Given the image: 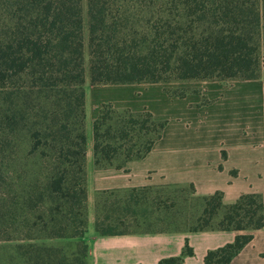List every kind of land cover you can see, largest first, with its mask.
Masks as SVG:
<instances>
[{"label":"trees","instance_id":"16d2710c","mask_svg":"<svg viewBox=\"0 0 264 264\" xmlns=\"http://www.w3.org/2000/svg\"><path fill=\"white\" fill-rule=\"evenodd\" d=\"M87 78L96 86L264 79V0H0V242L17 243L7 264H87L86 242L74 251L46 244L87 233ZM166 126L148 110L104 104L93 123L95 168L144 159ZM163 186L100 192L97 234H138L130 230L148 209L168 213L162 191L172 185ZM186 186H174L183 217L168 214L170 232L264 228L262 195L227 205L222 192L201 197ZM193 201L202 212L185 215ZM252 239L238 235L205 264H231ZM193 255L187 244L160 264Z\"/></svg>","mask_w":264,"mask_h":264},{"label":"crops","instance_id":"0c3cea01","mask_svg":"<svg viewBox=\"0 0 264 264\" xmlns=\"http://www.w3.org/2000/svg\"><path fill=\"white\" fill-rule=\"evenodd\" d=\"M225 83L199 82L200 92H187L185 97H170L162 92L153 115L167 121L163 137L147 157L130 162L125 170H97L92 138V154L87 155V264H160L164 259L180 257L187 244L194 255L186 257L183 264H205L210 251L234 243L242 234L252 235L253 239L231 264H264V228L252 232L121 236H100L95 229V194L105 190L192 184L201 197L222 192L227 205L235 203L243 194L264 196V186L258 183L260 169L264 168L262 101L243 88L232 89ZM239 93H247L253 99L256 109L251 119L243 111ZM87 100L88 91L86 116H91ZM108 102L112 104L111 97ZM124 109L133 111L131 105Z\"/></svg>","mask_w":264,"mask_h":264},{"label":"rangeland","instance_id":"374dc122","mask_svg":"<svg viewBox=\"0 0 264 264\" xmlns=\"http://www.w3.org/2000/svg\"><path fill=\"white\" fill-rule=\"evenodd\" d=\"M86 12V5H85ZM85 22L87 26V15L85 13ZM86 40H88V31L86 28ZM87 42V41H86ZM88 51H87V62H88ZM199 82H189V83H170V84H139L133 86H118V85H93L90 82V79L87 78V82L85 84L86 92L88 91V108L89 115L95 117L92 119L91 116H86L85 122V131L87 134V155L91 156L92 154V138H93V123L98 117V112H100L102 105L104 103H108V99L111 97V103L115 106V108L119 110H124L125 107L131 105L133 111H144L148 110L152 114L155 115L156 112V103L160 94L163 92L170 97L178 96L183 93L191 92L198 93L200 92L199 87H197ZM228 87L232 89L235 88H243V91H246L250 94H255L260 97V100L263 104V112H264V79H260L257 81H230L225 83ZM247 93H239V99L243 105V111L246 115L251 119L253 112L255 111V104L253 99H251L249 94ZM2 108V107H1ZM1 116V110H0ZM245 135H248V130L245 128ZM92 159V157H91ZM260 179L258 181L259 186H264V168L260 169ZM166 186V185H165ZM166 188L162 192V208H168V213L166 212H158L156 208H150L146 211L145 221L143 220L141 227L134 229L132 228L130 231L138 234L145 233H164L170 232L173 228L168 227L167 216L168 214L174 217L177 214V211L182 209V205H177V199L181 195L179 188L174 187ZM181 186V185H179ZM164 187V186H163ZM168 187V186H166ZM182 187L189 188L186 185H182ZM106 191V190H105ZM102 192V191H101ZM100 192L95 194V204L97 200V196ZM261 195V194H260ZM263 199L264 196L262 195ZM170 198V199H169ZM94 204V205H95ZM176 204V205H175ZM202 212V208L199 207L198 202L193 201L191 207H187L183 210L185 215H199ZM174 214V215H173ZM171 217V218H172ZM179 217H183L180 216ZM86 242L87 239L85 237L83 239H77L72 241H47L46 244L57 247L68 246L70 251H74L77 249L78 243ZM17 243H3L0 242V264H7V259L10 254L14 253L13 249L10 246L14 247ZM88 244V243H87ZM9 264V262H8ZM11 264V263H10ZM15 264V263H12Z\"/></svg>","mask_w":264,"mask_h":264}]
</instances>
